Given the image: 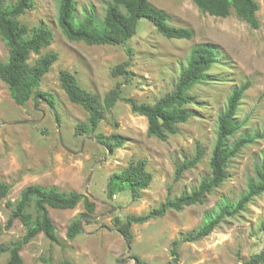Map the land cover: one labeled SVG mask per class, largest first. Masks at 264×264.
Masks as SVG:
<instances>
[{
  "label": "rangeland",
  "instance_id": "1",
  "mask_svg": "<svg viewBox=\"0 0 264 264\" xmlns=\"http://www.w3.org/2000/svg\"><path fill=\"white\" fill-rule=\"evenodd\" d=\"M76 1L77 19L94 10L97 26L102 29L109 0ZM256 1L260 7L259 29L251 28L234 13L226 18L204 14L192 0H151L169 15L172 26L191 29L193 39L167 38L151 22L141 19L136 34L125 46H90L65 37L58 25V0H35L33 8L19 20L30 27L46 23L54 32L52 45L42 54L53 51L59 58L40 86L54 104L40 97L20 106L0 79V182L12 186L7 197L0 200V245L22 240L26 234L19 220L6 228L11 213L7 201L18 200L29 186L42 185L85 194L96 204L94 216L99 217L90 219L91 223L83 217L82 233L69 240L68 226L85 213L83 203L73 210L49 208L61 244L38 235L21 251L24 264H48L47 260L59 264L65 259L74 264H136L134 259L138 264H244L260 253L264 249V196L227 218L210 236L197 243H182L177 260L172 253L173 242L198 229L208 210L223 200L236 202L247 191L264 159V0ZM199 44L216 47L219 62L209 72L210 78L190 92L193 117L180 124L177 134L166 141L149 137L147 119L134 114L124 99L155 103L169 95L192 48ZM8 54L0 37V60H6ZM36 59L38 55H32L30 62ZM126 61H131L127 74L114 75L113 70ZM63 70L75 74L83 88L102 99L120 84L121 100L106 113L92 135H76L77 124L87 121L88 112L71 102L63 90L59 81ZM247 81L251 87L237 115L242 128L230 142L240 135L255 136L256 140L231 161L229 178L207 195L203 204L170 210L162 218L134 224L133 241L127 245L115 218L124 222L129 215L147 214L210 177L219 115L226 109L232 90ZM114 134L124 138L123 147L114 152L96 139ZM198 146L205 149L203 160L176 180V163L195 157ZM140 159L148 162L147 171L153 176L150 187L137 201L122 186L115 187L111 196L110 177ZM0 264H8L7 254L0 258Z\"/></svg>",
  "mask_w": 264,
  "mask_h": 264
},
{
  "label": "trees",
  "instance_id": "2",
  "mask_svg": "<svg viewBox=\"0 0 264 264\" xmlns=\"http://www.w3.org/2000/svg\"><path fill=\"white\" fill-rule=\"evenodd\" d=\"M35 0H16L7 3L0 0V37L6 44L9 54L6 60H0V79L7 84L13 101L26 105L32 98H43L49 104L54 101L47 93L40 90L43 77L50 73L57 62L59 55L50 51L42 54L43 50L52 45L53 30L41 23L30 27L22 23L19 18L30 11ZM198 9L215 17H229L234 13L239 19L246 22L251 28L259 29L260 22L257 16L259 4L256 0H192ZM76 0H58V25L67 39L74 42H84L87 45L125 46L137 32L141 19L151 22L156 30L170 39H193L194 32L189 28L175 27L169 23V15L157 8L151 0H109L105 17L102 20L103 28L97 26V15L94 10L86 13L84 18L78 20ZM131 50L128 49V53ZM32 55L38 59L31 63ZM218 49L210 44H199L192 48L187 64L182 68L175 89L160 98L155 103L139 102L130 97L124 101L130 106L134 114L143 116L148 121L149 137L159 141H166L170 136L177 134L178 126L188 122L193 117L189 106L193 103L190 94L193 87L210 78L209 72L218 60ZM131 61L118 65L114 75H125ZM60 84L69 100L82 106L88 112L86 122L76 126V135H92L96 132L106 113L121 100V87L117 84L102 99L98 94L83 88L75 74L63 70L59 73ZM251 87L247 81L234 88L228 98L226 109L219 115L217 138L209 162L210 177H205L200 184L190 192H183L178 197L168 198L158 207L144 215H129L126 221L115 218L119 232L132 243L134 224H144L151 220L164 217L168 211H181L195 204H203L206 196L221 187L229 178L228 168L231 161L236 158L244 148L255 142V136L240 135L230 142L242 128L237 119L239 107L245 92ZM110 152L123 147L124 138L121 135L97 136ZM205 155L203 146L197 147L195 157L176 163L175 179L182 177L184 172L194 169ZM147 160L140 159L131 162L123 171L114 173L109 181V193L112 196L115 187L122 186L130 190L133 201L142 197L153 180L147 171ZM256 179L248 184L247 191L236 201L223 200L215 209L205 213L202 225L195 231L183 236L179 241L173 242V256L177 260V249L182 243H197L211 235V233L227 218H232L244 211L256 198L264 196V159L258 166ZM12 186L0 182V200L7 197ZM171 190V189H170ZM169 190V194L171 193ZM83 203L85 213L72 221L67 229V239L74 240L82 233L80 222L83 217L96 214V204L83 193L76 190L62 191L55 186L45 187L32 185L25 188L18 200L7 201L6 206L11 213L6 228L10 229L16 220H19L26 229L22 240L13 241L7 245H0V258L7 254L8 264H24L21 251L24 246L43 234L52 243L61 244L58 229L51 218L49 208L60 210H73ZM88 223L92 221L87 219ZM51 264L50 260L46 261ZM59 264H74L65 259ZM244 264H264V249Z\"/></svg>",
  "mask_w": 264,
  "mask_h": 264
},
{
  "label": "water",
  "instance_id": "3",
  "mask_svg": "<svg viewBox=\"0 0 264 264\" xmlns=\"http://www.w3.org/2000/svg\"><path fill=\"white\" fill-rule=\"evenodd\" d=\"M22 122H30V121H22ZM60 139H61V137H60ZM61 143L63 144L62 139H61ZM82 148H83V145H82ZM89 180H90V179H88V181H89ZM112 208L115 209V207H112ZM98 217H99V216H88V217H85V218H87V219H96V218H98ZM82 221H83V220H81V222H80V227H81V230L83 231V227H82L83 222H82ZM127 245H129L128 241H127ZM134 261H135L136 264H138L137 259H134Z\"/></svg>",
  "mask_w": 264,
  "mask_h": 264
}]
</instances>
